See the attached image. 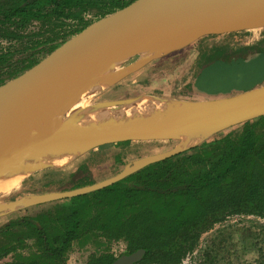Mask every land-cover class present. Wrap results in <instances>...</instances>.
Returning <instances> with one entry per match:
<instances>
[{"label": "trees", "instance_id": "1", "mask_svg": "<svg viewBox=\"0 0 264 264\" xmlns=\"http://www.w3.org/2000/svg\"><path fill=\"white\" fill-rule=\"evenodd\" d=\"M134 1L0 0L1 40L21 39L18 31L34 22L49 28L67 21L81 26L58 32L47 29L49 34L30 46L23 57L0 52V86L36 66L90 25L83 21L85 14L101 19ZM210 146L187 149L102 190L67 199L66 210L7 220L0 226V259L20 249L24 241L33 240L37 249L33 256L4 264H65L63 257L72 242L95 235L123 239L129 253L145 250L138 264H180L184 251L200 233L225 218L255 215L264 219V117L242 124L238 134ZM76 165L66 182H50L41 193H35L91 186L104 172L107 176L101 181L123 169L119 156L114 160L91 156ZM114 260L101 255L87 264Z\"/></svg>", "mask_w": 264, "mask_h": 264}, {"label": "water", "instance_id": "2", "mask_svg": "<svg viewBox=\"0 0 264 264\" xmlns=\"http://www.w3.org/2000/svg\"><path fill=\"white\" fill-rule=\"evenodd\" d=\"M263 27L264 0H135L97 20L36 66L0 86V178L13 164L18 168L19 158L38 145L55 147L61 141L65 145L80 142L86 152L117 143L175 138L169 128L208 135V132L225 130L264 117L263 86L228 98L183 102V116L176 114L170 119H160L155 129L146 123L137 126L105 123L100 128L78 129L68 120L58 125L47 122L58 97L67 102L68 96L77 87L76 79L93 68L105 65V62L144 56L124 71L119 80L149 61L173 52H157L153 49L156 46L186 44L176 51L208 35ZM134 99L99 105L122 107ZM192 147L181 148L179 145L164 153L140 158L127 164L117 175L91 186L37 195L26 201L20 198L1 202L0 215L3 211L13 212L20 207L67 200L102 190L145 166L177 156ZM45 169L55 168L44 166L32 172ZM144 255L145 250L138 249L121 255L111 264H138Z\"/></svg>", "mask_w": 264, "mask_h": 264}, {"label": "rangeland", "instance_id": "3", "mask_svg": "<svg viewBox=\"0 0 264 264\" xmlns=\"http://www.w3.org/2000/svg\"><path fill=\"white\" fill-rule=\"evenodd\" d=\"M97 20L99 19L94 17L91 13H88L84 15L83 21L92 24ZM42 27L40 24L34 22L25 29L18 31V33L22 35L21 39L11 41L0 39V52L11 51L16 53V57H23L26 55L25 51L30 46L35 42L42 41L46 35L49 34L47 29H52V32H58L70 28H79L81 26L67 21L66 24H58L55 28H49V26L43 25ZM262 35H264V27L223 34L221 35L223 37L217 39L218 41L229 42L231 45L229 49H231L239 45L258 43L257 40ZM216 37H219V35H212L206 39H216ZM195 43L198 45V42ZM210 43L214 44V42ZM189 50L177 57L171 56L169 58H164L161 61L154 60L148 63V66L144 69H141L143 71L133 72L136 77L135 82L142 79V84L149 88H135L129 90L126 88V84L129 85L131 81H123L122 79H125L126 76H121L119 80L118 78L113 80L108 86H106L107 88L103 90H96V84H93L84 94H82V97L78 99V102L81 104L88 102L90 107H96L101 103L124 101L137 98L141 96L142 93L147 94L152 92L157 95L162 94V97L167 95L169 98L181 100L183 103V99L179 98L181 93L180 90L183 87V84L187 80H190L192 75L197 71V65L200 60L197 53L191 56ZM140 57L142 58L144 56H136L132 59L124 60L119 64L117 70H122V73L127 71V69L129 70L131 65L135 64ZM42 58L44 59L46 57L44 56ZM43 59H41V61ZM263 74L264 65L259 58L235 64L232 67L218 65L212 67L203 75V77H201L198 83V88H200L199 92L208 93L225 91L230 88H235L239 91L251 87L259 81ZM118 108L120 107H114L112 110ZM74 114L75 116H73L72 119H69V116L66 118V120L71 122L73 126H75L74 121L78 122L81 117V114L78 112ZM241 127L242 125H238L225 130L208 132V135L204 140L192 148H197L202 145H211V149L212 147H215L218 140L223 137L229 135L235 136L238 134ZM88 128L90 127L87 126L84 129ZM179 145V140L172 138L160 141L131 142L128 146L120 147L99 146L83 152L82 156L77 158V161L75 160L71 166L82 161H87L91 156H98L110 160H114V156H119L123 162L122 168H125L127 164L132 163L135 160L164 153ZM67 168H69V166H67ZM60 169H66V167ZM42 173L43 171H34L27 174L33 175L30 178L31 180L28 179L27 181H29L34 191H39L40 193L42 190H45V187H49L48 184L52 182L51 179L56 178L54 172H51L52 174L49 172L45 174L48 175L49 178L38 179V177L43 175ZM104 176H107L105 172L98 177V182H101V178ZM27 181L19 183L24 185ZM12 197L13 192L0 195V203L9 202V200H12ZM66 203V200H60L38 204L35 207H30L21 211H3L1 214L4 215L0 216V221L4 220L3 217H7L5 219L8 220H13L23 216L35 217L45 213L54 212L61 208L66 210ZM22 247L0 259V264L13 262L19 259H28L37 251L33 240L24 241ZM127 253H129V251L127 250V244L123 239L112 240L103 236L86 235L85 237L72 242L63 258L65 264H87L93 257L110 255L114 259H117L121 255ZM180 264H264V219L255 215H234L225 218L223 221L214 224L200 233L195 243L190 247H187L186 251H184V256Z\"/></svg>", "mask_w": 264, "mask_h": 264}, {"label": "bare ground", "instance_id": "4", "mask_svg": "<svg viewBox=\"0 0 264 264\" xmlns=\"http://www.w3.org/2000/svg\"><path fill=\"white\" fill-rule=\"evenodd\" d=\"M184 45L186 44L169 43L156 46L153 49L157 52H170ZM123 61L124 60H115L105 62V65L93 68L87 71L84 76L77 78L76 89L68 96L67 102L61 101L60 97H58L52 106L47 122L49 124L58 125L61 121L66 120L68 116L69 119H72V117L75 116L74 113L78 112L81 114L80 120H78V122L74 121L75 127L78 129H84L87 126L100 128L105 123L112 126L124 124H134L135 126L136 124L146 123L155 129L157 128L155 124L160 119H170L176 114L180 116L184 115L185 106L182 101L171 99L167 95L164 97L141 95L116 110H112L114 106L97 105L96 107H90L88 102L82 104L78 102V99L82 97V94H84L92 84H96V90H103L107 88L106 86L113 80H116L122 74V70H117V68ZM69 124L73 126L71 122H69ZM169 129V132L179 140L181 148L198 145L207 136L205 132H179V130ZM62 143L63 141L59 142L55 147H51L50 145L46 147L38 145L27 155H23L19 158L17 162L18 168L15 167L16 164H13V166H11L0 178V195L13 191L19 185V182L34 169L44 166L62 168L77 159V157H80L84 152L85 147L80 142L73 145H65Z\"/></svg>", "mask_w": 264, "mask_h": 264}, {"label": "crops", "instance_id": "5", "mask_svg": "<svg viewBox=\"0 0 264 264\" xmlns=\"http://www.w3.org/2000/svg\"><path fill=\"white\" fill-rule=\"evenodd\" d=\"M212 36V35H208L205 36L201 39H199L198 41V45H196L197 43H192L189 44L179 50L173 51L169 54H166L162 57H159L157 59L154 60H163L164 58H169L171 56L173 57H177L178 55L183 54L185 51L189 50V54L192 56L195 53H197V55H199V62L197 65V71L192 75V80H187L184 84L183 87L180 90V95L179 98L183 99L184 102H200V101H210V100H216V99H222V98H228V97H232L253 89H257L260 87L264 86V74L263 76L259 79L258 82H256L255 84H253L251 87H248L246 89L243 90H236L235 88H230L228 90L225 91H220V92H199L198 88V83L201 79V77H203V75L209 71L212 67L215 66H234L235 64H239V63H244V62H248V60L254 59V58H259L262 60L263 65H264V35H262L261 37H259V41L257 40L258 43H249V44H244V45H239L235 48H231L229 49V47L231 46L229 42L226 41H218L217 38H221L223 36L219 35V37H216V39H206L207 37ZM214 40V41H212ZM210 42H214L210 43ZM152 60V61H154ZM149 61L148 63L152 62ZM142 65L139 69H137L135 72L137 71H143L141 69H144L146 66H148L147 64ZM134 73H129L125 79L123 78L122 80H129L131 81L129 85L126 84V88L127 89H135V88H149L148 86H145L142 84V79H139V81H136V77L134 76ZM183 91V92H182ZM142 95H155L157 97L162 96L161 95H157L154 93H142ZM75 161V160H74ZM69 163L68 165L64 166L63 168L66 167V169H61L62 171L55 173L54 175L56 176V178L51 179L52 182H66L67 181V176L69 174H71V172H73V170H75V168L78 165H73V162ZM67 166H70L69 168H67ZM60 168H57V170ZM52 170H56L55 169H46V170H39V172L43 171V175L41 177H38V179H45V178H49L48 175H45L47 173H51ZM52 174V173H51ZM33 175H28L25 178H23L21 182H25L28 179L31 180L30 178ZM50 176V175H49ZM60 176V177H59ZM54 180V181H53ZM31 182V181H30ZM19 183V185L11 192H13V197L12 200L9 201H15V200H19L20 198L23 199L24 201L29 200V199H34L37 195H42V194H38L35 193V191L32 189L31 184L29 183V181L26 182V184L21 185ZM32 183V182H31ZM23 184V183H22ZM31 187V188H30ZM34 192V193H32ZM39 192V191H36ZM2 205V203H0V206ZM37 205L34 206H25V207H20V209L18 210H23V209H27L30 207H35ZM4 215V214H2ZM0 215V216H2ZM4 220L0 221V226L6 222L5 219L7 217H3Z\"/></svg>", "mask_w": 264, "mask_h": 264}]
</instances>
